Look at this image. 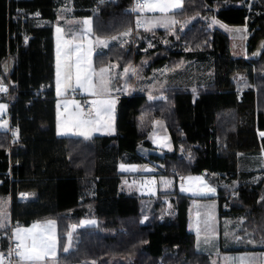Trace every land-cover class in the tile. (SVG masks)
I'll use <instances>...</instances> for the list:
<instances>
[{
  "label": "trees",
  "instance_id": "trees-1",
  "mask_svg": "<svg viewBox=\"0 0 264 264\" xmlns=\"http://www.w3.org/2000/svg\"><path fill=\"white\" fill-rule=\"evenodd\" d=\"M62 3L0 0V76L8 87L0 101L9 103L11 127L18 132L12 143L8 134L0 133V194L11 197L12 224L56 220L59 264H211L207 255L197 251L195 236L188 231V197L179 194L176 182L169 194L175 214L159 220L157 211V218L145 224L138 200L119 192L118 165L142 161L137 149H151L148 135L159 120L168 129L174 152L149 153L150 161L161 163L174 181L178 175H202L217 190L220 215L242 217L239 233L264 247V176L253 179L254 172L239 171L237 161V152L264 150V138L257 135L264 131V0H183L181 10L174 13L179 23L174 30L184 48L158 46L149 51L143 44L145 34L134 28L132 0H71L68 15L90 17L94 35L132 34L127 46L112 45L98 56L96 66L116 61L122 67L146 65L147 72L196 59L209 61L214 69L213 80L195 93L168 88L154 91L161 94L155 100L142 93L119 97L116 133L90 139L56 135L50 23ZM21 9L28 17L24 44L19 22L13 20ZM208 18L249 27L246 59L231 56L228 36L210 30ZM161 36L166 35L161 32ZM241 74L254 87L239 97L236 76ZM8 171L12 181L3 177ZM235 178L239 186L232 188ZM22 193H32L35 199L21 201ZM83 218L97 219V227L73 232L72 248L64 253L67 234ZM8 246L5 236L1 252Z\"/></svg>",
  "mask_w": 264,
  "mask_h": 264
},
{
  "label": "crops",
  "instance_id": "crops-1",
  "mask_svg": "<svg viewBox=\"0 0 264 264\" xmlns=\"http://www.w3.org/2000/svg\"><path fill=\"white\" fill-rule=\"evenodd\" d=\"M64 9H60L57 12V17L50 24L52 26L53 42H54V91H55V105H56V135L58 137H75L85 139L83 135L77 133L85 132L88 134L89 138L95 136L103 135H114L116 133V110L118 99L121 96H131L136 94H143L149 100H155L160 95H156L154 91L146 88L145 85L140 87L138 81V67L132 66H120L116 61L102 62L100 66H96V58L106 54L109 47L112 45H117L124 47L127 43V38L131 34L130 31L124 33H130L124 35V33L112 38H100L93 33L92 29V19L90 17L78 18L69 16L67 12H62ZM67 10V9H66ZM177 9L175 11H170L168 13L161 12H144V18H140L142 21L141 33L146 36H152L156 31H166L171 30L176 25H178V20L174 13L180 11ZM89 20L90 25H86L83 21ZM175 21V23H172ZM42 24H46L48 21L41 20ZM220 22V21H219ZM222 25H226L220 22ZM166 24V25H163ZM234 28V26H228ZM244 26H239L243 28ZM61 29L57 32V29ZM90 28L91 31L86 32V29ZM143 35V34H142ZM98 41H105L106 43H99ZM230 41V40H229ZM247 44V43H246ZM59 52V55H58ZM230 53L231 51V41H230ZM233 56V55H232ZM242 57V56H241ZM237 57V58H241ZM233 58H235L233 56ZM58 62H59V77H58ZM79 63V67H78ZM131 67L129 71L125 72V69ZM164 67V66H163ZM163 67H159L153 70L154 73H165L166 70ZM104 68L107 71L103 74L105 81H110L107 83L106 90L101 92L99 87L100 80V69ZM80 77V82L83 87H79L77 84V76ZM89 79H84L85 77ZM125 78V80H123ZM130 79L135 80L134 88L131 89L128 83ZM89 84H88V83ZM0 84L7 88V91H0V96L8 93V87L0 76ZM92 91H96V95H91ZM193 91V90H189ZM240 90H236L238 96L240 97ZM193 93H195L193 91ZM76 96V97H73ZM151 97V98H150ZM79 99L80 104H82L83 99H89L93 101H111V110L104 111L106 105H101L100 103L93 104L94 111L90 116H84V118H89L84 124H78L73 119V108L76 104L75 100ZM7 103V102H6ZM8 115L7 120L9 126L8 130L0 128L1 134H8L10 143L16 142L18 140V132L15 135L11 130L10 118H9V103H7ZM6 117H0V121L5 120ZM58 128L64 134L58 135ZM17 131V130H16ZM260 133L264 131H257L259 139L264 138ZM153 134H156L157 141H153L151 138ZM156 138V137H155ZM148 140L151 144V149H147L142 146L138 147L137 153L141 158L139 163H120L118 165L117 171L120 174L119 182V192L127 196H134L139 203L141 212V223H148L153 218H157V211H160L158 219H164V209L170 205V196L174 190V182H176V187L179 194L188 197V231L194 236L196 233L191 230V224L195 220L191 215L192 207L197 211L202 210L203 218H207L209 211L210 220L212 221L210 228H205L204 231L208 235L207 240L211 242V245L215 244L210 250L200 249L197 250L199 253L205 254L209 257L211 264H213V256H219L224 258L227 262L228 258L235 260L236 264H264V247L260 245L248 246L249 239L245 240L244 236L239 233L241 229L242 217L240 225L236 231V243L239 244L236 248L240 250L239 252H224L223 250H228L223 246L222 239L225 229H228V219L220 215L219 203L217 200V190L212 186L202 175H178L176 181L170 178L164 172V166L161 163H156L150 161L148 158L149 153L157 154L158 156L164 153H173L174 147L172 140L170 138L168 129L163 121H156L152 131L148 135ZM0 141L2 139L0 138ZM9 152V151H8ZM264 153V150H260ZM259 152L256 154H246L244 152H237L238 165L241 163L239 171L242 172H253L256 171L252 169L255 166V162L258 161L253 156H258ZM10 158H8V161ZM264 160V159H262ZM261 163H264L260 161ZM124 166V169L121 166ZM134 169V170H132ZM264 171V170H263ZM3 177L12 181L10 171L4 173ZM2 180L0 179V185ZM211 189L212 191H210ZM21 201H28L35 199L32 193H22L19 195ZM152 207H155V213L152 212ZM159 207V208H158ZM11 197L9 194H0V223L4 226L0 227V248L3 244V239L6 236L8 245L16 244L17 241L13 238V234L17 229H32L34 224L41 225L38 229H33L32 233H21L23 236L30 237L33 234L36 235H46L55 236V249L54 255L52 252L48 254V258L45 261L39 262V264H59V237L57 222L54 219L34 221L28 226L13 225L11 221ZM163 210V211H162ZM162 211V213H161ZM154 213V216L152 214ZM175 214V210H172V216ZM200 215L199 213H197ZM191 216V217H190ZM195 217V215H194ZM47 221H53L54 226H47ZM89 221H94V223H88ZM203 220L201 224H203ZM216 223V227L213 229L212 226ZM97 219L95 218H83L77 224L72 226L70 234L66 236L65 247H68V253L72 248V233L84 228H96ZM195 240H197L195 236ZM31 243V240H28ZM197 246V244H196ZM9 247V246H8ZM2 249H0L1 252ZM222 261V260H221ZM14 264H20L19 260H16ZM79 264H96L93 261L82 262Z\"/></svg>",
  "mask_w": 264,
  "mask_h": 264
},
{
  "label": "rangeland",
  "instance_id": "rangeland-1",
  "mask_svg": "<svg viewBox=\"0 0 264 264\" xmlns=\"http://www.w3.org/2000/svg\"><path fill=\"white\" fill-rule=\"evenodd\" d=\"M63 1L64 3H62L61 7L64 8V10L62 12L68 13L70 11V8L72 7L71 0H63ZM252 4L253 3L248 4L250 10L252 8L250 7V5ZM144 12L139 13V17L141 19L144 18ZM213 20L218 21L217 19H214V18L207 19V22H208L207 24H208L209 29L219 30L221 32H224L228 36L229 40L231 41L232 55L235 58L242 56L241 58L246 59L248 56L246 41H247V35H249V32H250L249 27L244 26L243 28H239V27L231 28V27H227V25H222L219 21L218 23H213L212 22ZM163 25H166V24H163ZM183 29L184 28L181 29L182 32H183ZM237 29H239L240 31H236ZM138 30H139L138 32L141 34L142 32L141 29H138ZM86 32H88L87 29H86ZM161 32L162 34L164 33L166 36L162 37ZM161 32L160 34L159 32H156L155 35H152V36L149 35V36H146V39H143V44L145 45L146 51L152 50L153 48H156L158 46L172 48L174 50L184 48V46H182L181 44H179V42H177L179 40V37H178L179 35H177L178 31H175L174 28H172L171 30H166V31H161ZM167 34H172L173 39H167L168 38ZM131 36L132 34L129 35V37L127 38V43L124 46H127L129 44ZM188 50L190 49L188 48ZM203 50L204 49H201V51ZM209 63H210L209 61H199L196 59H185V60L179 61L178 65H175L176 67H169V65H164L163 68L166 70L165 73H154L153 70L152 71L147 70L146 72L145 71L146 65L139 66V69H138V81L140 82L139 85L140 87L145 85L146 88L152 91H156V90L165 91L168 88L169 89L174 88V89H181V90H193L194 92H196V90L200 86H204L210 83V80H213L214 78V69ZM132 67L135 68V65L133 64ZM130 68L131 67H128L127 69L130 70ZM236 78H237L236 85H237L238 90H240L239 91L240 94L243 91H246L247 89L249 88L251 89L252 87H254L252 83L249 82V80L246 78L245 75H242V74L237 75ZM123 80H125V78ZM130 82L131 83H128V84L131 87V89H133L135 86L134 85L135 80H133L132 82V79H130ZM4 94L5 96H7L6 93ZM73 97H76V96H73ZM75 102L76 104L74 105V108H73L74 110L72 112L73 119L78 124H84L87 120H89V118L83 117L82 104H80L79 99L75 100ZM0 105L6 106L5 108L0 109V117H6L5 120L0 121V128L4 130H8L9 127L7 128V126H9V123L7 120V115H8L7 103L2 100L0 101ZM77 105H79V107H77ZM11 131L15 135L17 134L16 129H13ZM151 138L153 139L154 142L155 140L157 141L156 134H153ZM253 158L258 160L255 162V166L252 167V169L256 170V171H253L254 172L253 174L255 175L253 176V179L257 180L258 178L264 176L263 175L264 174V171H263L264 163L260 162V161L264 162V160H262L264 159V153L259 151V155L253 156ZM230 185L232 188L233 186L237 188L239 186L237 178H235L232 182H230ZM154 209L155 207H152V212L155 213ZM154 213L152 214V216H154ZM197 213H199L200 215H198ZM203 213L204 211L202 212V210L200 209H198L197 211L195 208L192 207L191 215L193 216V218H195V220H199V222L197 224V222L194 221L191 224V230H194V232L196 233L195 235L197 238L196 240L197 246L195 245L196 249L197 250H200V249L210 250L211 248L215 246V244L211 245V242L207 240L208 235L206 234L204 229L210 228L212 221L209 219L210 218V216L208 215L209 211L207 214H205L207 215L208 219L203 218ZM163 215L166 218L172 216V207L170 205H168V207L165 208ZM224 216L229 217L227 215H224ZM202 220L204 221L203 224H201ZM240 222H241V219L238 220V217L235 219L230 217V219H228V229L229 230L225 229V232L223 234L224 237H222V239H224V242L222 241V243L225 248L231 249V248H236L237 246H239V244L236 243L237 241H236L235 236H236V231L238 229V225H240ZM215 227H216V223L212 226V228L214 229ZM247 244L248 246L255 245L254 242L251 240V238L248 241V243L246 242V245ZM212 259H213V264H236L235 260L231 258H228L227 262H225L226 260L224 258H220L219 256L214 255ZM3 264H5L4 261H3ZM260 264H263V263L261 262Z\"/></svg>",
  "mask_w": 264,
  "mask_h": 264
},
{
  "label": "snow or ice",
  "instance_id": "snow-or-ice-1",
  "mask_svg": "<svg viewBox=\"0 0 264 264\" xmlns=\"http://www.w3.org/2000/svg\"><path fill=\"white\" fill-rule=\"evenodd\" d=\"M183 6V0H137L136 6L132 9L133 11L137 12H161V13H168L170 11H175L177 9L182 8ZM213 23H218V21L213 20ZM84 24L90 25L89 20L83 21ZM137 23L139 24L140 21L138 20ZM172 23H175V21H172ZM61 29H57V32H60ZM87 31H91L90 28L87 29ZM236 31H240L237 29ZM130 33H124V35H128ZM115 39V37H113ZM99 43H106L105 41H98ZM59 55V52H58ZM58 77H59V62H58ZM79 67V63H78ZM107 70L104 68L100 69V80H99V87L101 89V92L106 90L107 83H110V81H105L103 74ZM129 71V69H125V72ZM84 79H89V77H85ZM77 84L79 87H83V84L80 82L79 75L77 76ZM0 91H7V88L4 87L2 84H0ZM91 95H96V91H92L90 93ZM151 98V97H150ZM94 105L97 103H100L101 105H106L107 107L104 108V111H110L111 110V101H93ZM6 106L0 105V109L5 108ZM79 107V105H77ZM58 135L64 134L61 132L58 128ZM79 135H83L85 139L89 138L88 134L85 132L77 133ZM261 136H264V133H260ZM122 169H124V166H121ZM134 170V169H132ZM212 191L211 189H209ZM88 223H94V221H89ZM47 226H54L53 221H47ZM4 225L0 223V227H3ZM41 225L34 224L32 226V229H17L16 232L13 234V238L17 241L15 248L10 250L11 255H15L19 258L20 264H39L41 261H45L48 258V254L50 252L54 255V249H55V236H46L43 234L36 235L33 234L30 237L23 236L21 233H32L33 229L40 228ZM31 240V243H28V240ZM64 251H68V247L64 248ZM0 264H3V257L0 256Z\"/></svg>",
  "mask_w": 264,
  "mask_h": 264
},
{
  "label": "built area",
  "instance_id": "built-area-1",
  "mask_svg": "<svg viewBox=\"0 0 264 264\" xmlns=\"http://www.w3.org/2000/svg\"><path fill=\"white\" fill-rule=\"evenodd\" d=\"M136 2L137 0H132V4L131 7L129 9V12L132 14V16L135 19V27L136 29H141L142 27V21L139 17V13L137 11H133L132 9L136 6ZM27 15L24 12V10H17V15L14 16L13 20L18 21L19 22V34L21 35L22 38V43L24 44L27 41V36L24 33V23L27 21ZM140 21V23L138 24L137 21ZM162 99L166 100L167 99V95L163 94L162 95ZM94 111V106L93 103L89 100V99H83L82 100V114L84 116H90L92 114V112ZM16 244H10L8 249L6 251L1 252V256L3 257V261L5 264H14L16 260H19L18 257H16L15 255H11L10 254V250L15 248Z\"/></svg>",
  "mask_w": 264,
  "mask_h": 264
},
{
  "label": "water",
  "instance_id": "water-1",
  "mask_svg": "<svg viewBox=\"0 0 264 264\" xmlns=\"http://www.w3.org/2000/svg\"><path fill=\"white\" fill-rule=\"evenodd\" d=\"M255 54H256V52H255ZM4 70H5V72H8L9 71V69L8 68H5V66H4Z\"/></svg>",
  "mask_w": 264,
  "mask_h": 264
}]
</instances>
